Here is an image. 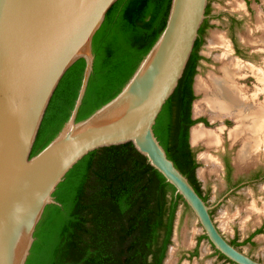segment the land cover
Returning <instances> with one entry per match:
<instances>
[{
	"label": "water",
	"instance_id": "obj_1",
	"mask_svg": "<svg viewBox=\"0 0 264 264\" xmlns=\"http://www.w3.org/2000/svg\"><path fill=\"white\" fill-rule=\"evenodd\" d=\"M118 1L0 0V264L27 263L47 207L61 206L54 194L81 160L128 143L175 188L217 252L234 264H264L226 239L211 214L223 200L207 204L154 130L185 73L209 0H172L162 34L121 92L78 121L94 72V38ZM80 59L85 69L69 119L32 156L53 96Z\"/></svg>",
	"mask_w": 264,
	"mask_h": 264
},
{
	"label": "trees",
	"instance_id": "obj_2",
	"mask_svg": "<svg viewBox=\"0 0 264 264\" xmlns=\"http://www.w3.org/2000/svg\"><path fill=\"white\" fill-rule=\"evenodd\" d=\"M171 3L119 0L110 9L94 38V72L78 121L121 92L162 34ZM195 48L154 130L169 159L201 196V183L195 175L199 165L192 162L188 131L182 130L171 114L174 103L183 97ZM84 69L85 61L80 59L62 79L52 101L61 95L73 73L80 76L63 115L32 156L44 149L69 119ZM196 123L192 121L191 126ZM175 193L133 144L98 149L81 160L58 187L54 197L61 206L47 207L26 264H163L172 245L179 208L189 210Z\"/></svg>",
	"mask_w": 264,
	"mask_h": 264
},
{
	"label": "rangeland",
	"instance_id": "obj_3",
	"mask_svg": "<svg viewBox=\"0 0 264 264\" xmlns=\"http://www.w3.org/2000/svg\"><path fill=\"white\" fill-rule=\"evenodd\" d=\"M237 1L240 4L239 9L230 4V0H217L212 3V14L215 16V19L212 21L214 28L209 31L201 51L203 60L198 78L209 79L212 75L221 76L222 69L225 65L237 59L245 65V69H242V72L239 73V85L245 88L246 93L248 92L246 96H248V99L250 98L249 100L257 93V102L259 101V104H262L264 102V94L260 91L263 90L264 85L259 81V74L257 75V73L260 71L259 68L263 67L262 65L264 64V50L252 47L247 43V39L250 36V31H255L253 35L258 37V25H264V0H258V2L251 0V5L244 7V12L242 11L244 9H242L241 3H244V1ZM233 21L236 24H233ZM235 45L244 51L246 57H240L235 54ZM203 99L204 95L197 93L194 117L196 119L206 118L212 120L208 114L197 115L195 113L196 104ZM237 125V120L229 116L220 119V121L212 122L208 130L214 132L220 130L219 134L222 132V144L216 147H208L202 143L193 146L197 151V159L199 162L197 178L201 183L203 191L208 195L210 205L217 204L220 197L226 191L223 157L227 155V148H233L230 151L231 160L234 165L235 160L237 164V158L243 148V141L233 142L230 138L231 130L233 131ZM261 150L263 154H261L258 163L256 162L255 165L252 164L253 166L249 170L264 165V150ZM204 155L210 156L215 163L211 165L207 164L203 159ZM248 167L238 166L235 174ZM241 172L243 173V171ZM213 214L216 224L227 240H233L235 235L238 234L241 245L240 249L252 258L264 262V233L257 236L254 243L244 242L249 234L257 230L259 225L257 222L261 214H264V182L252 187L243 188L239 191V195L233 196L222 203V205L215 209ZM173 239L171 248L177 250L175 257L176 264L189 262L187 260L182 261V256L184 253L193 250L199 242V260L194 259V263L199 261L200 264H229L228 262H217L215 250L209 241L204 238L200 224L195 220L192 212L185 209L184 206H181L177 213ZM190 245L193 246L190 247ZM167 258L166 260L168 262L170 256Z\"/></svg>",
	"mask_w": 264,
	"mask_h": 264
},
{
	"label": "bare ground",
	"instance_id": "obj_4",
	"mask_svg": "<svg viewBox=\"0 0 264 264\" xmlns=\"http://www.w3.org/2000/svg\"><path fill=\"white\" fill-rule=\"evenodd\" d=\"M230 2L235 8H240L237 0H230ZM258 30L262 35L256 37L253 35L255 31H250L247 43L257 49L264 50V25H258ZM262 66L259 68L260 71L257 70V75L259 74V81L264 85V64ZM242 69H245L244 63L236 59L225 65L221 76L212 75L209 79L199 77L196 89L198 93L204 95V99L196 104L195 113L197 115L208 114L212 118V120L210 119L212 122L220 121L228 116L237 120L238 125L233 131L231 130L230 138L233 142L243 141V148L237 158V164L239 167H248L258 162L263 154L261 149L264 150V102L262 104L257 102V93L251 100L248 99L246 96L248 92L246 93L245 88L238 83L239 73L242 72ZM260 92L264 94V87ZM219 131H209L208 128L199 124L191 130L192 143L194 145L202 143L208 147L220 146L223 139L222 132L219 134ZM203 159L207 164L215 163L208 155H204ZM176 254L177 250L172 248L169 255L170 260L168 262L166 260L165 264H173V261L176 264Z\"/></svg>",
	"mask_w": 264,
	"mask_h": 264
},
{
	"label": "flooded vegetation",
	"instance_id": "obj_5",
	"mask_svg": "<svg viewBox=\"0 0 264 264\" xmlns=\"http://www.w3.org/2000/svg\"><path fill=\"white\" fill-rule=\"evenodd\" d=\"M215 1H217V0H209V4L207 7V11H206L207 18L204 21V23L201 27V30H200V36H199V39H198V42H197V45L195 48V52H194L195 56L193 59V66L191 67V70H190V76H189V79L186 83V87H185V91L183 93V97L181 99H179L178 102L174 103L172 111H171L172 117L175 119V122L180 126V128L182 130L188 131V144H189L191 155H192L193 165H199V162L197 159V153H196L197 151L191 145V129L193 126H195L199 123L205 124L206 127H210L212 124V122L206 118H197L196 119L194 117V106H195V102L197 100V93H198L196 90V82H197L198 74L200 72V67L202 65V60H203V55L201 54V51H202L203 45L206 41L207 35L209 34V31L214 28L212 21L215 19V16L212 14V3ZM243 1H244L245 5L243 2H241V1L240 2L242 3V9H244L242 11L244 12L245 11L244 7L251 5V0H243ZM254 1L258 2V0H254ZM233 24H236V22L233 21ZM258 35L261 36L262 35L261 32L260 33L258 32ZM241 39H242V37H241ZM235 54H237L240 57H246L244 55V51L241 48H239L238 46L235 47ZM82 77H83V73H82L80 82H82ZM79 78H80V76H78V72L73 73L66 80V82L64 84V89H63V92L61 93V95L55 101L53 100L51 102L50 107L46 113L45 119L43 121V124L41 126L37 141H36L35 146H34V149L38 146V144L40 142L44 141L48 137L49 132L51 131V128L55 125L56 121L63 115L64 110H65V106H66L65 103H66L67 99L69 98V96H71L72 93L75 91L74 87L76 86V83L78 82ZM192 121H197V123L195 125L191 126ZM222 127L224 128V126H222ZM224 144H225V139H224ZM34 149H33V151H34ZM232 149H233L232 147L231 148L228 147L227 148V150H228L227 155H225L223 157L224 165H225L226 191L220 197V200L222 199L223 201L217 207L222 205V203L226 202L231 197L239 195V191L242 190L243 188L252 187V186H255L261 182H264V165H262V166L260 165L258 168L249 170V168H251L253 165H255V164H253L250 167L246 168L247 170L242 169L241 171H243V173L241 171L240 172L238 171L239 173L235 174V170L238 169V166L236 164V160H235V165L231 160V151L230 150H232ZM32 155H33V152H32ZM198 168L196 169V172H195L196 177H197ZM197 180H198V178H197ZM201 190H202L201 196L207 202V204L209 206L216 205V204L210 205L209 200H208V195L203 191L202 186H201ZM215 209L211 212L212 216L214 215L213 213H214ZM257 223L259 224L257 230H255L254 232L249 234L246 237L244 242L254 243L255 238L264 233V214H261V217ZM204 238L207 239L205 235H204ZM228 241L231 244L232 243L238 244V246H237L238 248L241 247L238 234L235 235L233 240H228ZM199 245H200V242L195 246V248L193 250H191L187 253H184L182 256V261L187 260L189 262H186V263H189V264H200L199 261L194 263V259L199 258ZM192 246L193 245H190V247H192ZM215 254H216L218 263L228 262L229 264H234L233 262L226 259L222 254H220L216 250H215ZM257 261H259V260H257ZM259 262H262V261H259Z\"/></svg>",
	"mask_w": 264,
	"mask_h": 264
}]
</instances>
